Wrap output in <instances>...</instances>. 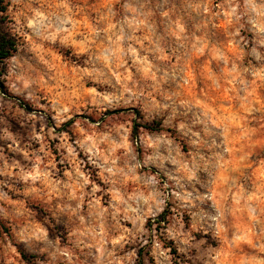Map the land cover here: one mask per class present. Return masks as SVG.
Here are the masks:
<instances>
[{"label": "clouds", "instance_id": "obj_1", "mask_svg": "<svg viewBox=\"0 0 264 264\" xmlns=\"http://www.w3.org/2000/svg\"><path fill=\"white\" fill-rule=\"evenodd\" d=\"M0 264H264V0H0Z\"/></svg>", "mask_w": 264, "mask_h": 264}]
</instances>
